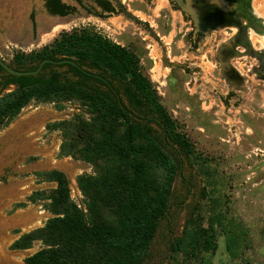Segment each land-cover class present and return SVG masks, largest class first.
Masks as SVG:
<instances>
[{
	"label": "trees",
	"instance_id": "1",
	"mask_svg": "<svg viewBox=\"0 0 264 264\" xmlns=\"http://www.w3.org/2000/svg\"><path fill=\"white\" fill-rule=\"evenodd\" d=\"M53 2L60 7L58 0ZM61 9L52 13L66 14ZM45 59H69L78 66L45 62L38 73L21 76L0 66V127L9 125L31 102L53 104L57 110L66 102L77 103L78 113L46 128L61 133L58 156L92 165V173L77 176L86 211L71 198L65 173L36 172L44 181L56 182V187L36 190L27 200L43 201L52 217L22 233L9 248L23 250L41 242L42 247L25 258L28 264H143L171 206L181 167L177 151L190 161L191 145L184 133L176 131L177 122L131 50L89 29L73 28L62 30L39 49L14 53L7 64L29 71ZM91 73L118 83L121 98ZM141 106L147 110L136 113ZM25 206L17 203L14 210ZM195 211L186 218L181 235L170 241L168 257L182 254L198 264H211L216 230L202 225ZM225 238L228 253L234 255L239 242L230 234Z\"/></svg>",
	"mask_w": 264,
	"mask_h": 264
},
{
	"label": "rangeland",
	"instance_id": "2",
	"mask_svg": "<svg viewBox=\"0 0 264 264\" xmlns=\"http://www.w3.org/2000/svg\"><path fill=\"white\" fill-rule=\"evenodd\" d=\"M165 6L164 0H157L154 7L156 14L167 13L161 18V28L168 27L170 22ZM59 19L45 12L42 0H0V57L6 63L11 62L14 53L39 49L62 30L97 28L93 17L83 11L63 21ZM177 20V15L173 14L170 35L166 39L172 46L168 54L173 58L184 50L181 47L176 52L177 44L172 42L174 35H178ZM119 21L113 20L114 28L108 22H98L97 26L100 24L99 28L106 32L104 35L118 41L126 36H144L135 26L119 24ZM150 24L156 29V22L150 19ZM134 52L142 71L151 75L150 81L161 103L177 122L176 131L184 133L191 145L190 161L177 151L181 167L174 182L171 206L159 224L143 264H198L197 259L182 254L173 259L168 257L170 241L181 235L184 222L194 208L200 223L212 225L216 230L217 250L211 264H264V85L245 68L240 69L249 85L235 93L238 101L231 107L221 98L228 87L219 77L212 55L203 58L201 86L185 84L188 78L175 69L180 82L174 87L170 78L172 70L161 63L159 49L153 47L152 62L146 49L140 47ZM215 86H219L222 93L219 96L212 93ZM79 111L75 102H66L61 110L53 104L31 102L9 125L0 127V264H28L25 258L42 247L41 242L36 241L28 249L9 248L22 233L43 226L52 217L43 207V201L27 200L32 192L55 186L36 172L55 169L65 173L71 198L86 211L77 176L92 173V165L70 156H58L61 133L46 128L48 123L70 119ZM169 145L177 150L172 143ZM17 203L26 206L14 210ZM14 216L18 218L8 220ZM224 232L239 242L234 255L226 249Z\"/></svg>",
	"mask_w": 264,
	"mask_h": 264
},
{
	"label": "flooded vegetation",
	"instance_id": "3",
	"mask_svg": "<svg viewBox=\"0 0 264 264\" xmlns=\"http://www.w3.org/2000/svg\"><path fill=\"white\" fill-rule=\"evenodd\" d=\"M164 1L170 15V22L167 23L168 27L162 26V28L159 23L167 13H154L157 0H71V2L58 0L60 7H56L53 0H42V6L49 16L61 18L59 20L70 15L77 16L83 11L85 15L93 17L96 22L93 25L97 27L84 29H89L132 52L140 47L142 50L146 49L149 62H152L154 58L151 52L153 47H156L160 50L161 63L172 70L170 78L174 87H178L180 82L175 69H179L188 78L185 84L201 86L203 78L200 67L204 63L203 58L207 59L210 55L217 63L219 77L228 87L226 95L221 96L224 104L233 107L238 101L235 93L245 90L249 85L240 69L245 68L246 72L253 75L259 84L264 85V0ZM54 8H62L61 10L66 14L52 13ZM173 14L177 15L176 23L179 24L178 35H174L175 39L172 41L177 44V47H173L175 51L178 48H184L174 58L168 54V49L172 46L166 41L167 36L170 35L169 26L173 24ZM114 19H120L119 24L135 26L144 36L139 38L126 36L118 41L117 38L113 39L108 34L104 35L103 33L106 32L99 28L102 27L100 24L108 22L112 25ZM150 19L156 22V29L150 24ZM98 22L99 26H97ZM165 32L168 35H165ZM178 43H181V46ZM182 51H184V58H182L184 56L181 54ZM186 52H189L190 56ZM91 74L108 84L117 98H121V94L117 91L118 83H113L98 73ZM2 76L3 73L0 71V80ZM148 78L151 79V75H148ZM159 83L162 84V82ZM219 90V86H215L212 93H217L219 96L222 94ZM122 99L127 105L126 99ZM146 110L145 106H141L136 113Z\"/></svg>",
	"mask_w": 264,
	"mask_h": 264
},
{
	"label": "water",
	"instance_id": "4",
	"mask_svg": "<svg viewBox=\"0 0 264 264\" xmlns=\"http://www.w3.org/2000/svg\"><path fill=\"white\" fill-rule=\"evenodd\" d=\"M45 62H55V63H64V62H67V63H70V64H73L75 66H78L74 61L72 60H69V59H62V60H59V61H52L50 59H45L43 61H41L39 64H38V67L35 69V70H29V71H25V70H16L14 69L13 67L9 66L1 57H0V66L7 72V73H10L12 75H17V76H21V75H33V74H36L37 72L40 71L41 67L43 66V64Z\"/></svg>",
	"mask_w": 264,
	"mask_h": 264
},
{
	"label": "crops",
	"instance_id": "5",
	"mask_svg": "<svg viewBox=\"0 0 264 264\" xmlns=\"http://www.w3.org/2000/svg\"><path fill=\"white\" fill-rule=\"evenodd\" d=\"M27 129H28V128H27ZM26 137H28V136H26ZM54 183H55V186H54V187H56V182H54ZM54 187H53V188H54ZM18 210H20V208H18ZM18 210H17V211H18ZM17 218H18V217L14 216V217H12V218H10V219H8V220H9V221L12 220V219L16 220Z\"/></svg>",
	"mask_w": 264,
	"mask_h": 264
}]
</instances>
